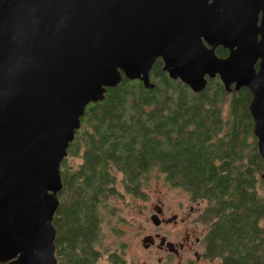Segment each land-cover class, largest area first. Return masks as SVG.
I'll list each match as a JSON object with an SVG mask.
<instances>
[{
  "label": "water",
  "instance_id": "1",
  "mask_svg": "<svg viewBox=\"0 0 264 264\" xmlns=\"http://www.w3.org/2000/svg\"><path fill=\"white\" fill-rule=\"evenodd\" d=\"M158 58L194 91L249 87L264 158V0H0V262L60 264L61 165L87 105L124 76L154 87Z\"/></svg>",
  "mask_w": 264,
  "mask_h": 264
},
{
  "label": "trees",
  "instance_id": "2",
  "mask_svg": "<svg viewBox=\"0 0 264 264\" xmlns=\"http://www.w3.org/2000/svg\"><path fill=\"white\" fill-rule=\"evenodd\" d=\"M217 53L229 50L220 45ZM154 87L140 79L109 87L87 105L68 156L61 165L63 188L54 216L60 264H100L101 197L113 192L117 173L129 191L153 168L193 200L206 199L201 217L210 222L207 255L220 264H264V158L254 132L247 86L227 90L219 76L194 91L172 78L158 58ZM112 253L107 264H124ZM0 264H4L0 262Z\"/></svg>",
  "mask_w": 264,
  "mask_h": 264
},
{
  "label": "rangeland",
  "instance_id": "3",
  "mask_svg": "<svg viewBox=\"0 0 264 264\" xmlns=\"http://www.w3.org/2000/svg\"><path fill=\"white\" fill-rule=\"evenodd\" d=\"M68 156V155H67ZM82 161L81 156H68V162L76 167ZM141 186L138 192L129 191L122 182V173H117L114 191L101 197L98 203L99 208V236L95 243L99 250V263L107 264L111 254H117L124 264H180L181 258L175 254L162 261L157 257L162 255L157 248H147L143 245L144 235L156 231L167 232L169 238H178L176 232L185 227V223L157 226L151 218L155 212L154 204L158 201L164 204L167 213L178 212L183 215L188 211L189 205H197L198 200L191 199L190 193L180 187L173 185L167 180L166 174L157 167L141 176ZM203 206H207L206 199ZM201 212H195L192 217L194 224L189 225L195 228L200 234L206 233L210 228V222L200 217ZM201 248V247H200ZM189 254L188 252H185ZM191 258L196 255L191 252ZM184 259V257L182 256ZM186 258L184 259V263ZM193 264H220V257H204L201 260H194Z\"/></svg>",
  "mask_w": 264,
  "mask_h": 264
},
{
  "label": "flooded vegetation",
  "instance_id": "4",
  "mask_svg": "<svg viewBox=\"0 0 264 264\" xmlns=\"http://www.w3.org/2000/svg\"><path fill=\"white\" fill-rule=\"evenodd\" d=\"M205 200H198L197 205H189L188 211H184L183 215H179L178 212L173 213H167L166 209L164 207V204L160 201L156 202L154 204L155 212L157 210H160L159 217H160V223L156 224L157 226L161 225H168L172 223L178 224L179 221H182L185 223V227L180 229L178 232H176V235H178V238H169V234L167 232H160L156 231L154 233H148L144 235L150 236L148 241H144L143 238V245L147 248H152L155 246L157 248V251H161L163 254L159 255L157 257L158 261H162L163 258H167L173 254L180 257L178 259V262L180 264H193L191 262L194 260H201L204 257H210L207 254V245H206V233L201 232L198 234L195 231V228H191L189 225L194 224L192 222V217L194 218L193 214L195 212H201L206 208V206H203V203ZM153 212L152 214H154ZM201 213L199 214L201 217ZM152 216V215H151ZM193 226V225H192ZM201 247V248H200ZM188 252L189 254L185 253ZM193 252L196 255V258H191L190 253ZM186 258V263H184V259ZM213 258V257H211ZM162 264V263H161Z\"/></svg>",
  "mask_w": 264,
  "mask_h": 264
}]
</instances>
